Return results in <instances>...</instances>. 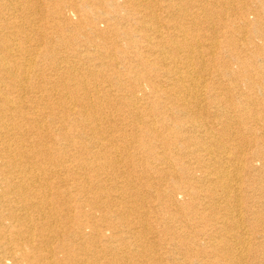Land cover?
Returning <instances> with one entry per match:
<instances>
[{"label": "bare ground", "instance_id": "1", "mask_svg": "<svg viewBox=\"0 0 264 264\" xmlns=\"http://www.w3.org/2000/svg\"><path fill=\"white\" fill-rule=\"evenodd\" d=\"M248 1L0 0V264H264Z\"/></svg>", "mask_w": 264, "mask_h": 264}, {"label": "rangeland", "instance_id": "2", "mask_svg": "<svg viewBox=\"0 0 264 264\" xmlns=\"http://www.w3.org/2000/svg\"><path fill=\"white\" fill-rule=\"evenodd\" d=\"M258 0H249L248 2H249V6H251L253 9H255V10H257V11H259V10H261V12H263L264 13V8L262 7V6H260V8H259V3L257 2ZM248 17H249V21L250 22H252L253 23V21L255 20V18L253 17V14H248ZM252 26V25H251ZM262 27H264V23H263V25H261ZM262 27H260L259 29H258V31H256V32H254V33H252V32H249L248 34H247V37L248 38H252V37H256V35H260L262 32H260L261 30L262 31H264L263 30V28ZM260 30V31H259ZM256 38H258V37H256ZM220 39H222V38H220ZM262 43V42H261ZM223 80V79H222ZM238 84H239V88H243V89H248V87H247V85L249 84V83H247V81L246 80H239L238 81ZM237 84V85H238ZM113 88H116V87H113ZM128 89H131V87H130V85L128 86ZM113 93H116V91L114 90V92ZM117 94V93H116Z\"/></svg>", "mask_w": 264, "mask_h": 264}]
</instances>
